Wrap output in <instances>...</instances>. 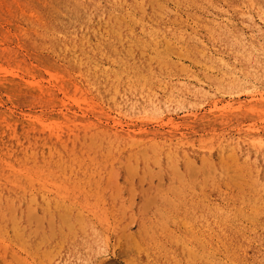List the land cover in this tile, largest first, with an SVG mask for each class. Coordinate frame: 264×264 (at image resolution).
Instances as JSON below:
<instances>
[{"label":"rangeland","instance_id":"rangeland-1","mask_svg":"<svg viewBox=\"0 0 264 264\" xmlns=\"http://www.w3.org/2000/svg\"><path fill=\"white\" fill-rule=\"evenodd\" d=\"M0 116V264H264V0H0Z\"/></svg>","mask_w":264,"mask_h":264},{"label":"bare ground","instance_id":"bare-ground-1","mask_svg":"<svg viewBox=\"0 0 264 264\" xmlns=\"http://www.w3.org/2000/svg\"><path fill=\"white\" fill-rule=\"evenodd\" d=\"M113 1V0H112ZM73 3V2H72ZM125 3V2H124ZM22 5V4H21ZM30 9V8H29ZM27 10V9H26ZM99 12V11H98ZM134 12V11H133ZM40 15V14H39ZM55 17V16H54ZM32 18V17H31ZM57 18V17H56ZM40 19V18H39ZM72 19V18H71ZM32 21H33V19H31ZM30 21V20H29ZM69 21V20H68ZM67 21V22H68ZM42 23V22H41ZM65 23V22H64ZM82 23V22H81ZM86 23V22H85ZM34 24V23H33ZM77 24H78V22H77ZM32 25V24H31ZM37 25V24H36ZM70 25H72V24H63V28H62V31L65 33V32H67V33H70L71 34V30H74L75 31V29H76V25H73V26H71V27H69ZM43 28H44V26H42ZM78 29V28H77ZM41 31H43V30H41ZM40 31V32H41ZM55 31H56V29H55ZM80 31V30H79ZM43 32H45V30L43 31ZM66 33V34H67ZM74 33V32H73ZM33 34V33H32ZM36 34V33H35ZM38 34V33H37ZM47 35H48V33H47ZM46 35V36H47ZM39 36V35H38ZM44 36V35H43ZM64 36V35H63ZM63 36H61V37H63ZM27 37H28V35H27ZM35 37H36V35H35ZM40 37V36H39ZM51 37V36H50ZM52 37H53V35H52ZM37 38V37H36ZM43 38V37H42ZM73 38V37H72ZM51 40H53V39H51ZM55 40V39H54ZM60 41H61V39H59ZM37 41V40H36ZM47 42V41H46ZM50 42V41H49ZM62 42V41H61ZM41 43H43V42H41ZM51 44H52V42H50ZM29 44V43H28ZM39 44H40V41H39ZM54 45H55V43H53ZM52 44V45H53ZM57 44V43H56ZM60 44V43H59ZM51 46V45H50ZM56 47V46H55ZM46 48V47H45ZM47 48H48V46H47ZM67 48V47H66ZM62 49V48H61ZM69 49V48H68ZM57 51V50H56ZM56 53H58V52H56ZM65 53V52H64ZM72 57V56H71ZM6 117V116H5ZM13 117V116H12ZM3 118L0 116V121L2 120ZM18 120V119H17ZM11 124V123H10ZM1 126H3V125H1ZM9 126V125H8ZM15 126V125H14ZM15 129V128H14ZM3 131V129L2 128H0V135H1V137L3 136V133H5V132H2ZM6 130V129H5ZM21 131H23V130H21ZM15 133H17V132H15ZM28 133H30V132H28ZM1 139V138H0ZM4 139V138H3ZM30 139V138H29ZM2 142V141H1ZM8 142V141H7ZM12 143V142H11ZM12 147V146H11ZM16 147H17V145H16ZM15 148V147H14ZM30 148V147H29ZM20 149V148H19ZM28 149V148H27ZM28 151V150H27ZM13 185H15V183H9V184H7V185H5V191H3V189L2 190H0V206L2 205L1 203H3V201H4V199H6L7 200V204H14V200H15V189L16 188H14V186ZM13 187L12 189H10L9 187ZM7 188V189H6ZM5 193V194H4ZM13 202V203H12ZM3 206H4V204H3ZM8 207V206H7ZM1 209V208H0ZM10 209V208H9ZM11 210V209H10ZM6 211V210H5ZM4 211V212H5ZM3 214V213H2ZM10 217V216H9ZM16 219V218H15ZM15 224V221H14V219L13 218H10V219H6V217H5V222H4V224H3V227H6L7 229L8 228H12L13 229V227L14 226H16V225H14ZM2 228V227H1ZM5 228V229H6Z\"/></svg>","mask_w":264,"mask_h":264}]
</instances>
